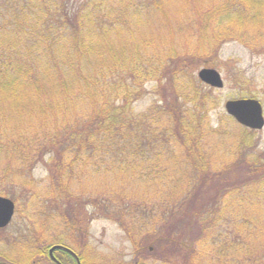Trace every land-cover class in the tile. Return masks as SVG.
<instances>
[{"label":"trees","instance_id":"obj_1","mask_svg":"<svg viewBox=\"0 0 264 264\" xmlns=\"http://www.w3.org/2000/svg\"><path fill=\"white\" fill-rule=\"evenodd\" d=\"M230 41L264 54V0H0V195H48L73 248H82L81 216L66 213L91 204L116 212L136 250L146 233L193 242L184 264H264V169L227 177L251 140L231 136L226 114L210 124L218 98L194 68L214 66ZM149 81L159 99L135 111ZM40 162L45 187L32 176ZM222 174L220 200L187 214ZM192 218V239L162 229ZM45 230L23 237L25 258L28 239L42 245Z\"/></svg>","mask_w":264,"mask_h":264},{"label":"rangeland","instance_id":"obj_2","mask_svg":"<svg viewBox=\"0 0 264 264\" xmlns=\"http://www.w3.org/2000/svg\"><path fill=\"white\" fill-rule=\"evenodd\" d=\"M214 64V66L210 67L219 71L224 84L222 88H213L219 104L210 111V124L213 127L219 125L220 117L226 114L223 104L225 100L230 98L255 97L262 103L264 115V54H252L241 43L230 41L220 47L217 57L214 59ZM200 67H194L195 74ZM154 86L158 87L152 81L145 84L146 93L134 103L135 111H144L151 104L158 101L159 96L155 94ZM228 126L227 129L230 131L231 136L246 135L250 138L251 144L242 150L243 153L247 151L245 154L239 155L238 160H244V163L233 166L227 177L244 178L247 168L252 170L254 168L253 165L263 170L264 126L259 130H250L237 123H231ZM247 148L249 149L247 150ZM32 176L36 181L35 185L38 187H45L49 184L48 168L45 162H40L35 166L32 170ZM225 181V174L208 180L206 188L203 190V197H201V194L200 196L198 195L199 199L192 203L191 208L190 205L187 207V214L191 215L192 209L194 215L205 212L204 210L212 204L215 195L219 199L224 188L223 184L227 183ZM258 181H254L251 186L256 185ZM105 187L108 186L106 185ZM246 193L247 191L242 188L240 195L244 196L245 201L243 203L248 204L252 196H248ZM34 195V191L30 193L20 188H16L10 192V195H7L15 202V213L10 224L0 231V254L11 250L5 245L10 244L13 246L14 241L12 240L15 237H27L29 234L35 235L38 233L40 226L44 225L46 230L42 238L46 240V237L51 236L53 230L58 231L62 226L61 222H59L61 217L57 208H50V205L45 206L47 203H53V200H47L48 195L44 199H41L42 197L36 198ZM242 206L246 207L245 205ZM40 207L45 209H40ZM38 211L39 213L43 212L44 215L39 214ZM35 212L37 215H35ZM115 214L116 212L109 209L94 210L91 204L78 205L76 207L75 203H73L70 206L69 211L66 213L67 216L74 215L75 218L81 216L79 218L81 227L79 232L75 233V236L77 237V243H82V248L74 246L87 260L93 262L96 259L97 264H136L137 259L140 257L145 259L146 257L145 262L147 264H160L163 259H168V261L174 259L176 263L184 264V256L189 250L194 249L193 242L189 243L188 241L187 247L183 245L177 247L163 238L158 241L148 240L146 238L147 234L142 231L145 234L135 237L136 243L141 244L140 249L136 250L124 229L121 228L114 217H111ZM193 219L192 222L188 219L186 224L185 222L174 221L162 229L168 232L165 234L166 236L177 232L178 236L184 233L186 238L192 239L194 236L190 233L197 228V223H193ZM172 229L173 232H171Z\"/></svg>","mask_w":264,"mask_h":264},{"label":"water","instance_id":"obj_3","mask_svg":"<svg viewBox=\"0 0 264 264\" xmlns=\"http://www.w3.org/2000/svg\"><path fill=\"white\" fill-rule=\"evenodd\" d=\"M198 78L205 84L213 88H221L223 80L219 71L212 67H202L197 72ZM227 114L232 116L239 124L250 129H261L264 125V117L260 102L255 98L228 99L224 102ZM14 212V203L11 199L0 195V227L8 224ZM64 249L72 254L76 259L75 253L66 247L59 245L53 246Z\"/></svg>","mask_w":264,"mask_h":264},{"label":"flooded vegetation","instance_id":"obj_4","mask_svg":"<svg viewBox=\"0 0 264 264\" xmlns=\"http://www.w3.org/2000/svg\"><path fill=\"white\" fill-rule=\"evenodd\" d=\"M61 227L57 231L58 240H55V231H52V237H46V240H42L43 243L40 246H37L33 239H30L31 243L29 248L32 250L25 258V256L20 253L21 250L27 246L23 237H15L12 241L13 246L7 244L9 250L6 253L0 254V264H97L96 259L89 261L85 258V262H82L80 252H77L75 248L67 246L64 243L65 241V226L61 223ZM5 227L0 228V231ZM60 240H63L60 242ZM36 244V245H35ZM62 246L69 248L73 253H75L77 259L65 251L62 248L55 247L51 250L53 246ZM28 247V246H27Z\"/></svg>","mask_w":264,"mask_h":264}]
</instances>
